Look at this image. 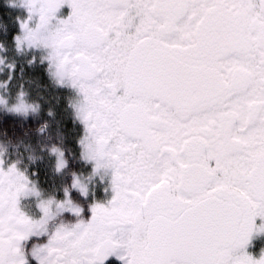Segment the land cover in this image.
<instances>
[{
	"label": "snow or ice",
	"instance_id": "snow-or-ice-1",
	"mask_svg": "<svg viewBox=\"0 0 264 264\" xmlns=\"http://www.w3.org/2000/svg\"><path fill=\"white\" fill-rule=\"evenodd\" d=\"M111 256L264 264V0H0V264Z\"/></svg>",
	"mask_w": 264,
	"mask_h": 264
},
{
	"label": "flooded vegetation",
	"instance_id": "flooded-vegetation-1",
	"mask_svg": "<svg viewBox=\"0 0 264 264\" xmlns=\"http://www.w3.org/2000/svg\"><path fill=\"white\" fill-rule=\"evenodd\" d=\"M68 9L67 7L62 9V13L67 14ZM105 264H120V261L116 259L115 256H111L108 260L105 261Z\"/></svg>",
	"mask_w": 264,
	"mask_h": 264
},
{
	"label": "rangeland",
	"instance_id": "rangeland-1",
	"mask_svg": "<svg viewBox=\"0 0 264 264\" xmlns=\"http://www.w3.org/2000/svg\"><path fill=\"white\" fill-rule=\"evenodd\" d=\"M259 245H257V247H258Z\"/></svg>",
	"mask_w": 264,
	"mask_h": 264
}]
</instances>
